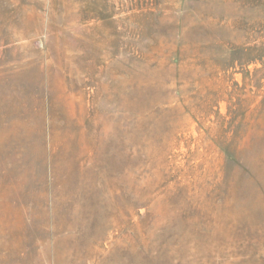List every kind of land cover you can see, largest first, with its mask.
<instances>
[{"label":"rangeland","instance_id":"1","mask_svg":"<svg viewBox=\"0 0 264 264\" xmlns=\"http://www.w3.org/2000/svg\"><path fill=\"white\" fill-rule=\"evenodd\" d=\"M0 264H264V0H0Z\"/></svg>","mask_w":264,"mask_h":264}]
</instances>
